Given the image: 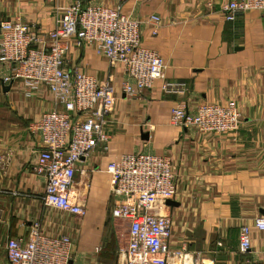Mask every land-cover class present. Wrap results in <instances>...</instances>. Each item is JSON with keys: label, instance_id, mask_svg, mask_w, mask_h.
I'll return each instance as SVG.
<instances>
[{"label": "crops", "instance_id": "crops-1", "mask_svg": "<svg viewBox=\"0 0 264 264\" xmlns=\"http://www.w3.org/2000/svg\"><path fill=\"white\" fill-rule=\"evenodd\" d=\"M69 0H0V21L21 17L46 31L56 7ZM121 9L141 20L143 45L166 64L157 79L135 99L121 85L129 77L92 46L70 47L66 66L110 78L114 105L108 117L110 141L76 164L70 195L86 212L59 211L41 201L43 179L33 170V149L40 146L27 125L53 102L46 87L25 95L18 81L3 83L0 64V264H8V237L26 235L34 222L49 234L65 233L73 250L68 264H113L119 222L112 218L108 161L123 153L167 155L177 177V193L157 208L172 219L169 248L185 247L186 256L169 264H261L254 252L238 250V227H250L254 249L264 245V231L253 219L264 216V10L224 19L228 0H84ZM160 16L156 34L147 17ZM163 81L183 82V93H165ZM9 85L7 89L5 86ZM233 99L241 122L233 133H198L170 123V107L182 101L193 112L199 102ZM197 253V254H196Z\"/></svg>", "mask_w": 264, "mask_h": 264}, {"label": "built area", "instance_id": "built-area-1", "mask_svg": "<svg viewBox=\"0 0 264 264\" xmlns=\"http://www.w3.org/2000/svg\"><path fill=\"white\" fill-rule=\"evenodd\" d=\"M251 10L263 11L264 0H228L222 5L228 21ZM147 21L156 34L160 16L151 14ZM141 22L120 5L84 0L56 7L54 23L46 31L20 17L0 21L1 81H18L25 95L46 87L53 102L51 109L27 125L28 133L40 140L32 156L33 170L43 179L40 198L44 205L71 215L85 214L84 206L70 195L76 164L99 145L107 148L111 136L107 128L114 105L111 79L67 68L66 53L72 46H92L110 67L122 68L129 77L122 91L127 99H135L157 79H164L166 68L158 52L143 45ZM161 89L183 93L185 84L163 81ZM169 115L171 124L202 134L233 133L241 122L233 99L199 102L193 112L186 101H180L170 107ZM103 170L109 176L112 218L120 225L113 264H169L172 257L186 256L185 247L169 248L172 219L157 211L177 193L169 157L147 151L123 153ZM252 226L264 231V216L255 217ZM250 234L247 224L239 225L238 250L256 253L264 264V245L254 249ZM72 245L67 234L46 233L34 222L26 235L8 237L4 252L8 264H68Z\"/></svg>", "mask_w": 264, "mask_h": 264}, {"label": "water", "instance_id": "water-1", "mask_svg": "<svg viewBox=\"0 0 264 264\" xmlns=\"http://www.w3.org/2000/svg\"><path fill=\"white\" fill-rule=\"evenodd\" d=\"M3 86H5V85H3ZM9 87V85H6L5 86V89H7ZM166 203L168 204V205H177V203L174 201V200H172V199H167L166 200Z\"/></svg>", "mask_w": 264, "mask_h": 264}, {"label": "rangeland", "instance_id": "rangeland-1", "mask_svg": "<svg viewBox=\"0 0 264 264\" xmlns=\"http://www.w3.org/2000/svg\"><path fill=\"white\" fill-rule=\"evenodd\" d=\"M16 17H19V16H16ZM21 18V17H20ZM9 19V18H8ZM4 20V19H3Z\"/></svg>", "mask_w": 264, "mask_h": 264}]
</instances>
